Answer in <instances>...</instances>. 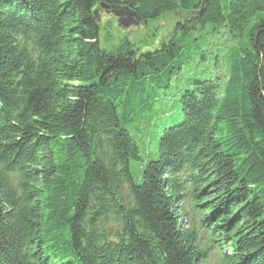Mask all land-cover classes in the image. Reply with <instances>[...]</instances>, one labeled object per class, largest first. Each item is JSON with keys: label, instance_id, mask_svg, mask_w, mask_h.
Returning <instances> with one entry per match:
<instances>
[{"label": "trees", "instance_id": "obj_1", "mask_svg": "<svg viewBox=\"0 0 264 264\" xmlns=\"http://www.w3.org/2000/svg\"><path fill=\"white\" fill-rule=\"evenodd\" d=\"M0 264H264V0H0Z\"/></svg>", "mask_w": 264, "mask_h": 264}, {"label": "rangeland", "instance_id": "obj_2", "mask_svg": "<svg viewBox=\"0 0 264 264\" xmlns=\"http://www.w3.org/2000/svg\"><path fill=\"white\" fill-rule=\"evenodd\" d=\"M99 19L103 23L100 40L104 46L128 39L136 54H140L152 51L167 41L175 23L180 20V14L170 11L156 19L147 20L146 24H132L124 28L117 24L116 16L111 13L102 11ZM188 69V65L183 67L185 73H190ZM154 107L158 108L159 106L155 105Z\"/></svg>", "mask_w": 264, "mask_h": 264}, {"label": "water", "instance_id": "obj_3", "mask_svg": "<svg viewBox=\"0 0 264 264\" xmlns=\"http://www.w3.org/2000/svg\"><path fill=\"white\" fill-rule=\"evenodd\" d=\"M101 5H102V10L116 16L117 24L123 28L128 27L129 25L132 24L134 25L146 24L147 22V19H142L135 11L127 7L105 5V4H101ZM96 18L97 20H99V15H97Z\"/></svg>", "mask_w": 264, "mask_h": 264}]
</instances>
